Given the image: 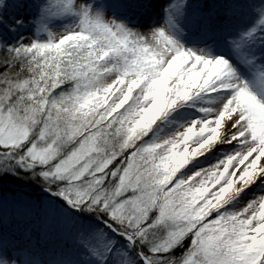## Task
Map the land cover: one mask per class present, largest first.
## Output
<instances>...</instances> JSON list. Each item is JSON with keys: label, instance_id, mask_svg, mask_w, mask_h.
<instances>
[{"label": "snow or ice", "instance_id": "6c2138e0", "mask_svg": "<svg viewBox=\"0 0 264 264\" xmlns=\"http://www.w3.org/2000/svg\"><path fill=\"white\" fill-rule=\"evenodd\" d=\"M0 264H264V0H0Z\"/></svg>", "mask_w": 264, "mask_h": 264}, {"label": "rangeland", "instance_id": "374dc122", "mask_svg": "<svg viewBox=\"0 0 264 264\" xmlns=\"http://www.w3.org/2000/svg\"><path fill=\"white\" fill-rule=\"evenodd\" d=\"M145 22H147V18H145ZM146 30V29H145ZM16 186L15 185H8V189L12 190V189H15ZM19 189H15L16 192H23V193H31L33 192V188L30 187V186H24V187H18ZM20 190V191H18ZM7 196H8V199H9V208L11 207V200H12V196H13V192L11 191H8L7 192Z\"/></svg>", "mask_w": 264, "mask_h": 264}, {"label": "trees", "instance_id": "16d2710c", "mask_svg": "<svg viewBox=\"0 0 264 264\" xmlns=\"http://www.w3.org/2000/svg\"><path fill=\"white\" fill-rule=\"evenodd\" d=\"M9 185H15L16 187H21V186H19V185H17V184H9ZM12 190H15V189H12ZM17 190V189H16ZM18 191H20V190H18ZM11 192H13V191H11Z\"/></svg>", "mask_w": 264, "mask_h": 264}]
</instances>
